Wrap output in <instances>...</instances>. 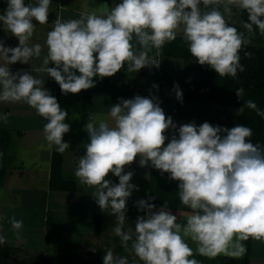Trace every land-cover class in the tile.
Masks as SVG:
<instances>
[{
  "label": "clouds",
  "instance_id": "9594fccd",
  "mask_svg": "<svg viewBox=\"0 0 264 264\" xmlns=\"http://www.w3.org/2000/svg\"><path fill=\"white\" fill-rule=\"evenodd\" d=\"M221 2L120 0L111 9L105 5L99 13L82 11L78 19L57 17L42 46L29 44L36 26L33 19L41 25L48 23L51 0H36L35 4L7 0L0 27L19 43L10 47L0 39V102H23L34 109L47 121L43 126L45 140L64 153L70 147L63 140L70 131V125L64 122L68 113L44 87L45 80L34 73L54 78L63 94H76L95 87L94 77H111L125 64L129 73L144 67L158 68L160 61L149 53L155 49L159 56L164 44L174 41L180 29L196 62L221 77L236 78L238 71L245 70L239 52L250 40L230 26L217 7L201 8ZM230 5L247 12L243 27L249 35L254 33L253 26L264 35V0H227L226 11ZM134 39L138 47L132 43ZM45 46L42 63H31L41 57ZM17 62L30 63L32 70L12 72L9 65ZM50 63L55 66L50 67ZM174 91L182 101L178 84ZM235 91L242 99L243 88ZM246 106L264 117L254 101H246ZM108 117L111 123L98 120L93 112L84 125L89 142L79 157L75 177L93 188L91 195L100 209L115 217L112 230L126 252L130 242L134 257L143 264H200L189 258L193 249L187 238L196 243L198 254L209 257L219 253L240 257L246 251L242 241L249 237L264 240V147L251 141L249 127L238 124L227 128L209 122L177 127L171 116H165L154 95L120 98L110 107ZM0 121L8 123V115L0 113ZM169 128L173 131L165 146ZM137 157L141 167L150 163L162 175L168 173L170 180L179 182V200L191 210L186 222H177L178 216L168 210L167 201L157 208L149 202L155 197L149 196L136 202L138 211L144 214L137 217L134 228L125 229L126 202L138 186L130 183L134 173L124 169ZM110 172L118 177V183L105 179ZM10 224L19 239L23 221L13 216ZM3 243L5 237L0 235ZM103 264L137 261L134 258L130 262L128 256L114 254L110 248Z\"/></svg>",
  "mask_w": 264,
  "mask_h": 264
},
{
  "label": "crops",
  "instance_id": "0c3cea01",
  "mask_svg": "<svg viewBox=\"0 0 264 264\" xmlns=\"http://www.w3.org/2000/svg\"><path fill=\"white\" fill-rule=\"evenodd\" d=\"M29 2L35 4L36 0H25V4ZM119 2L120 0H51L48 23L41 25L33 19L36 26L29 44L39 43L44 46L47 32L52 29L57 17L62 20L78 19L82 11L99 13L105 5L111 9ZM2 6L3 0H0V8ZM3 12L4 10H1L0 14ZM2 23L0 21V25ZM0 39L10 47H15L19 43L15 36L5 33L2 27H0ZM132 43L138 47L135 39ZM46 53L45 46L41 57L33 58L31 63L39 66ZM149 56H155L160 61L158 68L155 66L144 67L138 72L129 73L127 64H125L111 77L103 79H100L99 76L94 77L95 87L81 90L76 94L65 95L54 78L47 77V74L34 73L45 80L44 87L49 90L52 96L56 97L61 109L68 113L64 122L70 125V131L64 134L63 140L69 142L70 147L61 154L63 159L62 178L66 182L74 183L71 189L51 185L52 161L56 147L50 146L44 138L43 126L47 121L23 102H0V113L8 115V123L0 121V235L5 237L3 244L11 247L12 251L18 250L33 256L42 255L43 258L53 255L52 253L65 247L63 245L72 243L81 237H89L94 234L107 238L116 236L112 230L115 226V217L108 211H102L91 195L94 189L81 184L75 177L79 157L84 154L85 145L89 142L84 125L93 112L96 113L98 120L106 119L111 123L108 117L109 109L120 98L130 99L135 95L145 97L154 95L159 99L166 117L174 116V113L178 117L185 115L189 123L194 122L197 126L206 122L207 117L204 116V113L207 111L212 115L228 118V110L216 106H211L205 111L204 109L192 111L191 114L182 113L181 109L177 107L182 102L176 98L174 91L177 84L182 91V101L193 102L196 103L195 105L206 103L187 100L183 96L185 79L199 78L196 63L161 54L156 56L155 49L149 53ZM49 66L55 65L50 63ZM9 67L12 72L20 69L32 70L30 63L17 62ZM77 75H79L78 71ZM153 84L158 85V88H153ZM240 112L234 113L232 119L235 123ZM171 135H168L169 139H171ZM167 143L165 141V146ZM138 161L139 157L130 165H126L124 169L125 172L132 171L134 173L130 183L144 186L138 190L133 189L126 202L125 229L134 228L137 217L144 214L138 211L136 202L140 199L147 200L149 197L151 166L149 163V165L141 167ZM105 179L111 180L114 184L119 182L118 177L111 172ZM57 182L62 186L61 180ZM168 210L178 216L177 222H186L187 215L191 214V211L180 209L168 208ZM13 216L17 220L23 221L19 239L11 228L10 218ZM96 219L100 223L99 231H96ZM248 240L250 241V250L247 264H264V240H256L251 237ZM187 243L193 249V254H198L195 251L196 243L191 239ZM241 243L246 248L245 241ZM245 253L246 251L240 257H233L225 253H219L214 257L198 255L214 259L221 257L242 259ZM198 261L200 264H228L219 261Z\"/></svg>",
  "mask_w": 264,
  "mask_h": 264
},
{
  "label": "trees",
  "instance_id": "16d2710c",
  "mask_svg": "<svg viewBox=\"0 0 264 264\" xmlns=\"http://www.w3.org/2000/svg\"><path fill=\"white\" fill-rule=\"evenodd\" d=\"M6 2V0H3V6L0 8L2 11L7 7ZM212 7H216V5H210L208 9H204L203 5H201L202 10H210ZM236 10L240 18V26L244 28L243 23L247 21L248 14L245 10L239 8H236ZM225 19L230 26H239L229 19ZM253 27L255 31H259L255 26ZM245 52L250 53V55L245 56ZM160 54L166 57H178L195 62L199 72V78L185 79L184 98L187 100L239 107L241 112L236 117V123L249 127L253 133L250 137L251 141L254 144L259 143L264 147V117L258 115L256 110L246 106V101L252 100L256 103L259 110L264 111V45L248 43L242 46L239 55L240 63L244 66L245 70L243 72L238 71L236 78H232L231 76L221 77L209 66H202L196 62L195 58L190 54L187 44L183 41L182 35H177L174 41L166 42ZM240 88L244 90L242 99L237 97L235 91ZM62 161V154L55 151L52 161L51 185L71 189L74 183L66 182L62 178ZM58 180L62 181V186L58 184ZM178 183V181L170 180L168 173H163L162 175L160 170L151 167L149 196H154L155 199L149 202L160 207L167 201L168 208L191 211L182 205L179 200ZM99 230L100 223L96 219V231ZM249 244L250 241L246 240V253L242 259L232 257L205 258L198 254H193L189 258L209 262H227L228 264H247L250 250ZM11 252V247L0 244V264H8V261L4 258L7 259V256ZM62 259L66 258L43 257L41 264H62ZM20 264L28 263L23 262ZM82 264H103V260L98 258L87 259Z\"/></svg>",
  "mask_w": 264,
  "mask_h": 264
},
{
  "label": "rangeland",
  "instance_id": "374dc122",
  "mask_svg": "<svg viewBox=\"0 0 264 264\" xmlns=\"http://www.w3.org/2000/svg\"><path fill=\"white\" fill-rule=\"evenodd\" d=\"M227 3V0H222V2L219 5H216V7L219 9V11L224 15L225 18L229 19L235 24H238L239 26H236L238 32H243L246 37L250 40V43L256 44V45H264V35H262L259 31H255L254 33L249 35L247 30L245 28H242L239 15L236 10L235 5H230L229 11L225 10V4ZM177 35H182V31L180 29L177 30ZM182 103L178 105L177 107L181 109L182 113H188L191 114L192 111H199L201 109H210L211 106L216 107H222L225 108L224 110H228V118L226 117H220L215 116V114H211L209 111L204 113V116L206 118V122H209L211 125L216 126L220 125L222 127L232 128L236 126L235 122L233 121V116L236 111L239 110V107L235 106H220V105H214V104H207L202 103L195 105L196 103L189 102V101H181ZM239 112V111H238ZM171 116L173 119V122L176 123L177 127H179L181 124L189 123L187 117ZM204 121V120H202ZM221 121V122H220ZM172 129L169 128L166 130L165 135L168 137L169 134H172ZM169 137L166 142H169ZM144 187L143 185L138 186V188ZM190 239L187 238L186 242H188ZM65 247L59 249L58 251L52 253L53 255H50L49 257H65L66 259H62V264H82L84 260L87 259H101L103 260V256L105 255L106 250L112 249L114 254H118L121 256H128L129 261L131 262L134 258L137 261V264H143L142 261H139L138 258L134 257V253H132L130 248V242H129V250L126 252L124 248L121 246L120 238L115 236L111 238H107L106 236H100L98 234H94L93 236H86L81 237L78 240L73 241L72 243H68L66 245H63ZM17 251V252H16ZM42 255L40 256H33L32 254H26L22 253L18 250L12 251L8 256L7 259L4 258L6 261H8L9 264H20L23 262H26L28 264H41L42 261Z\"/></svg>",
  "mask_w": 264,
  "mask_h": 264
},
{
  "label": "flooded vegetation",
  "instance_id": "af4514ba",
  "mask_svg": "<svg viewBox=\"0 0 264 264\" xmlns=\"http://www.w3.org/2000/svg\"><path fill=\"white\" fill-rule=\"evenodd\" d=\"M9 264V263H8Z\"/></svg>",
  "mask_w": 264,
  "mask_h": 264
}]
</instances>
